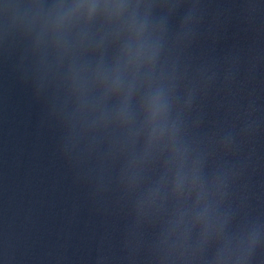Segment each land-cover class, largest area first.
<instances>
[{"label":"water","instance_id":"water-1","mask_svg":"<svg viewBox=\"0 0 264 264\" xmlns=\"http://www.w3.org/2000/svg\"><path fill=\"white\" fill-rule=\"evenodd\" d=\"M0 264H264V0H0Z\"/></svg>","mask_w":264,"mask_h":264}]
</instances>
